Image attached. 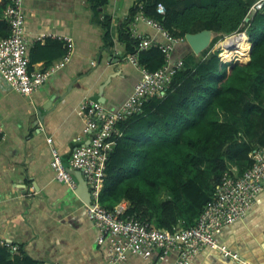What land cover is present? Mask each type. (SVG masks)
Masks as SVG:
<instances>
[{
    "label": "crops",
    "instance_id": "obj_1",
    "mask_svg": "<svg viewBox=\"0 0 264 264\" xmlns=\"http://www.w3.org/2000/svg\"><path fill=\"white\" fill-rule=\"evenodd\" d=\"M95 5L94 0H25L30 71L60 62L67 51L65 37L73 39L74 51L32 96L15 92L0 80V239L22 246L39 264H109L107 247L98 244L99 232L87 216L90 191L86 185L72 190L57 181L48 139L69 164L76 138L84 137L79 105L93 100L116 111L132 93L140 73L127 62L123 26L134 39L166 43L154 28L131 19L142 0H107L96 10ZM105 18L111 19L108 41L101 25ZM210 33L212 40L215 34ZM249 40L247 34L236 39L239 45L251 46ZM221 46L222 40L214 50ZM191 51L181 43L172 60H182ZM247 53L236 49L228 62L247 63ZM218 243L238 259L206 248L192 264H264V188L247 216L223 229ZM176 259L129 255L121 264H175Z\"/></svg>",
    "mask_w": 264,
    "mask_h": 264
},
{
    "label": "trees",
    "instance_id": "obj_2",
    "mask_svg": "<svg viewBox=\"0 0 264 264\" xmlns=\"http://www.w3.org/2000/svg\"><path fill=\"white\" fill-rule=\"evenodd\" d=\"M94 2L96 10L107 0ZM255 2L142 0L143 6L132 11L131 19L142 12L177 38L205 30L215 37L199 57L191 51L182 58L184 66L165 98L150 99L141 115L118 123L102 206L112 210L127 201V214L142 222L169 231L190 228L224 174L241 176L253 164V150L264 148V7L251 13ZM160 4L165 14L158 13ZM7 5L8 0H0V41L11 35L4 16ZM101 23L111 40V19ZM241 32L253 46L250 60L225 62L216 45ZM121 41L150 71L167 62L159 46L139 51V41L124 26ZM19 247L15 254L0 245V264H39Z\"/></svg>",
    "mask_w": 264,
    "mask_h": 264
},
{
    "label": "built area",
    "instance_id": "obj_3",
    "mask_svg": "<svg viewBox=\"0 0 264 264\" xmlns=\"http://www.w3.org/2000/svg\"><path fill=\"white\" fill-rule=\"evenodd\" d=\"M263 7L264 0H259L253 4L250 12L260 11ZM165 12V7L160 4L158 13ZM4 16L10 26L11 35L0 41V80L11 90L24 96H32L52 74L70 61L75 46L73 39L63 38L67 51L60 62L43 70L30 71L29 41L25 30V0H8ZM136 19L154 28L166 41L165 44H158L150 38L138 36L139 51L159 46L167 55L166 64L157 71H150L140 64L138 53L130 54L127 62L140 73V79L132 93L116 111L107 110L98 101H83L77 112L84 123V137L76 138L78 145L69 164H65L60 151L53 145V141L48 139L51 146V168L57 181L72 190L78 188V182L71 171L76 170L83 175L91 199L86 210L87 216L99 232L98 244L107 247L109 264H121L129 255L146 260L154 255L161 259L176 255L175 264H192L206 248L218 250L224 257L238 259L237 254L219 245L218 236L226 226L246 217L262 192L263 147L253 150L250 155L253 164L241 176L224 174L214 197L206 204L196 224L190 228H178L174 231L159 229L127 214L129 206L123 203L110 210L100 202L107 162L115 145L112 137L119 134L118 123L141 115L150 99L165 98L174 75L184 66L183 60L174 62L171 55L177 45L186 42V38L175 37L159 22L145 17L142 12ZM241 36H246L245 32L229 37ZM236 49L222 45L219 49L220 57L228 62L230 53ZM0 245L15 254L20 248L19 245L3 239H0Z\"/></svg>",
    "mask_w": 264,
    "mask_h": 264
},
{
    "label": "water",
    "instance_id": "obj_4",
    "mask_svg": "<svg viewBox=\"0 0 264 264\" xmlns=\"http://www.w3.org/2000/svg\"><path fill=\"white\" fill-rule=\"evenodd\" d=\"M249 18L246 19L247 22H249ZM211 33L210 31H202L198 34H188L186 36V43L190 46V48L193 50V52L197 55H200L210 44L211 40ZM252 45L250 48V55L252 52ZM75 83V82H74ZM74 83L71 84V86H69V91H71L73 89ZM97 100H100V98H97ZM72 175L76 178L77 182H78V186L80 185H86V182L84 180L83 175L81 174V172L79 171H71ZM78 173L80 175V177H76L75 174ZM88 187V186H87ZM91 203V199L89 197V202L88 204Z\"/></svg>",
    "mask_w": 264,
    "mask_h": 264
},
{
    "label": "bare ground",
    "instance_id": "obj_5",
    "mask_svg": "<svg viewBox=\"0 0 264 264\" xmlns=\"http://www.w3.org/2000/svg\"><path fill=\"white\" fill-rule=\"evenodd\" d=\"M241 37H243V38H245V36H241ZM240 37H234V38H231V39H229L228 41H226V43L225 44H222L223 46H233V47H235V48H237V49H240V50H246V52H244V53H247V54H249V52H250V48H251V46H249L248 44H247V46H246V44H243V45H239V42H237L236 41V39H239ZM245 46L247 47V48H245ZM248 47H250V48H248Z\"/></svg>",
    "mask_w": 264,
    "mask_h": 264
},
{
    "label": "rangeland",
    "instance_id": "obj_6",
    "mask_svg": "<svg viewBox=\"0 0 264 264\" xmlns=\"http://www.w3.org/2000/svg\"><path fill=\"white\" fill-rule=\"evenodd\" d=\"M230 38H231V37H227L226 39H223V40H222V44H225L226 41H228ZM243 51L246 52V50H243Z\"/></svg>",
    "mask_w": 264,
    "mask_h": 264
}]
</instances>
